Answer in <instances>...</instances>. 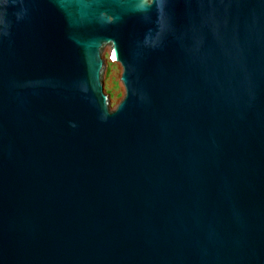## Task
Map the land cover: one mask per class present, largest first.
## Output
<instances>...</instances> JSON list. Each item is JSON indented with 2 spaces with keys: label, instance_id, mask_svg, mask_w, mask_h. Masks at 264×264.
<instances>
[{
  "label": "water",
  "instance_id": "obj_1",
  "mask_svg": "<svg viewBox=\"0 0 264 264\" xmlns=\"http://www.w3.org/2000/svg\"><path fill=\"white\" fill-rule=\"evenodd\" d=\"M0 264H264V0H0Z\"/></svg>",
  "mask_w": 264,
  "mask_h": 264
},
{
  "label": "rangeland",
  "instance_id": "obj_2",
  "mask_svg": "<svg viewBox=\"0 0 264 264\" xmlns=\"http://www.w3.org/2000/svg\"><path fill=\"white\" fill-rule=\"evenodd\" d=\"M109 48V46H105L102 52L106 64L103 69L102 80L104 91L109 96L110 107L114 109L124 97L125 87L121 81L122 66L110 59Z\"/></svg>",
  "mask_w": 264,
  "mask_h": 264
},
{
  "label": "built area",
  "instance_id": "obj_3",
  "mask_svg": "<svg viewBox=\"0 0 264 264\" xmlns=\"http://www.w3.org/2000/svg\"><path fill=\"white\" fill-rule=\"evenodd\" d=\"M111 59V58H110ZM112 60V59H111Z\"/></svg>",
  "mask_w": 264,
  "mask_h": 264
}]
</instances>
